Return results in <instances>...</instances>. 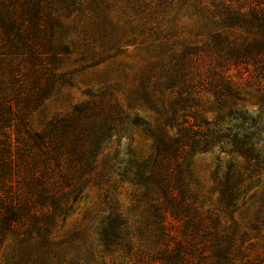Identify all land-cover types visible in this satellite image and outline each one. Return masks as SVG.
<instances>
[{
  "label": "trees",
  "instance_id": "1",
  "mask_svg": "<svg viewBox=\"0 0 264 264\" xmlns=\"http://www.w3.org/2000/svg\"><path fill=\"white\" fill-rule=\"evenodd\" d=\"M129 47L146 64L123 99L107 87L34 126L71 84L74 54L94 67ZM138 129L149 150L134 145ZM215 148L231 159L214 172L218 208L206 210L192 162ZM263 165L264 0H0V264H264L228 219ZM95 179L132 186L126 209L104 191L100 255L56 239ZM260 226L264 201L251 229Z\"/></svg>",
  "mask_w": 264,
  "mask_h": 264
},
{
  "label": "rangeland",
  "instance_id": "2",
  "mask_svg": "<svg viewBox=\"0 0 264 264\" xmlns=\"http://www.w3.org/2000/svg\"><path fill=\"white\" fill-rule=\"evenodd\" d=\"M119 15L120 13L116 10L112 12V17L115 20L120 19ZM144 56L145 53L138 48L129 47L125 52L97 66L85 67V63L79 60L80 54H74L64 68L72 74L71 84L47 102L43 111L34 118V126L39 127L55 115L70 112L76 105L89 99L88 93H98L107 87L116 88L119 97L123 99L124 92H127L138 83V77L146 64ZM209 106L203 101L201 111L207 118L213 119L214 114L209 112ZM245 106L250 110L257 109L249 103H246ZM132 115L140 117L142 122L155 123V116L148 109L137 107L132 111ZM129 134L134 135L135 146L137 145L145 150L150 149L151 141L141 130L138 129ZM119 140L100 157L97 173L103 170L109 154L112 155L118 148L121 152H124L131 143L127 136L121 137ZM233 157L234 160L240 162V165L244 168L243 171H246L248 165L245 160L240 156L234 155ZM230 159V156L221 153L218 148L197 154L193 158V186L206 210L218 208L219 195L215 191L214 172L218 166L224 170L225 162ZM247 175H250V173H247ZM107 188L114 190L109 193L108 202L117 198L120 204L125 206V209L130 206L129 196L132 193L130 184H120L112 189L110 185L98 184L95 179L86 189L77 209L68 217L65 225L57 234L56 239L58 241L73 240L76 251L82 254H86L88 251H92L96 255L102 253L103 248L99 242L98 229L101 220L108 215V209H110V206L104 203V191ZM245 188L244 196L239 200L237 208L229 214L228 219L235 222L240 230L248 233L252 244L250 247L251 255H261L264 251V226L252 230L251 224L264 201V165L261 167L259 174L247 179Z\"/></svg>",
  "mask_w": 264,
  "mask_h": 264
}]
</instances>
